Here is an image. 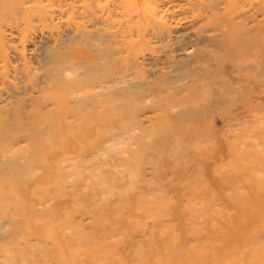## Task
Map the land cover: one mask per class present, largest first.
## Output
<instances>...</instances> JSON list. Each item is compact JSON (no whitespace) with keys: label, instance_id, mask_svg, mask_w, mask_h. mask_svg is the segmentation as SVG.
<instances>
[{"label":"rangeland","instance_id":"obj_1","mask_svg":"<svg viewBox=\"0 0 264 264\" xmlns=\"http://www.w3.org/2000/svg\"><path fill=\"white\" fill-rule=\"evenodd\" d=\"M0 264H264V0H0Z\"/></svg>","mask_w":264,"mask_h":264},{"label":"bare ground","instance_id":"obj_2","mask_svg":"<svg viewBox=\"0 0 264 264\" xmlns=\"http://www.w3.org/2000/svg\"><path fill=\"white\" fill-rule=\"evenodd\" d=\"M200 258V257H199Z\"/></svg>","mask_w":264,"mask_h":264}]
</instances>
